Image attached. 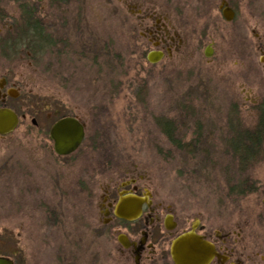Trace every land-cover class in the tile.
Here are the masks:
<instances>
[{
	"label": "rangeland",
	"instance_id": "374dc122",
	"mask_svg": "<svg viewBox=\"0 0 264 264\" xmlns=\"http://www.w3.org/2000/svg\"><path fill=\"white\" fill-rule=\"evenodd\" d=\"M142 1L152 0H43L41 13L49 15L52 25L57 22L51 29L56 45L38 52L36 58L27 56L26 47L0 29V57L23 76L33 97L42 99L37 116L46 131V164L44 170H36L33 162L31 167L35 182H42L45 204L67 206L61 209L69 233L61 230L52 237L87 241L95 264H114L105 256L106 241L84 229V195L78 191L75 200L67 191L62 194L56 180L61 179L63 189L70 179L80 181L91 173L97 191L109 177L136 168L157 200L191 221L200 218L212 226L235 229L248 247L252 242L249 252H256L259 264H264V147L257 162L246 167L233 156L239 143L235 131L253 129L258 121L255 106L264 104V72L258 54L248 57L243 50L251 29L262 27L261 11L249 28L239 20L232 24L237 33L212 36L216 45L212 57L204 56V45L193 54L190 43L188 57L179 63L187 67L181 74L173 66L169 71L164 62L149 63L146 53L151 47L145 52L137 47L141 29L136 13ZM39 3L0 0V8L13 19L20 15L22 4L38 10ZM263 5L259 3L258 9ZM195 38L190 36L189 41ZM84 42L90 43L89 53ZM69 114L88 127V139L75 153L73 169L54 160L47 136L52 123ZM167 122L171 137L160 126ZM19 144L9 154L13 165L8 177L0 180V225L21 219L25 205L33 215L31 230L36 237L37 197L19 192L26 172L14 161L25 156L26 144ZM29 155L37 157L32 150ZM55 164L61 166L59 171ZM252 180L256 182L252 192L239 191ZM56 244L46 250L47 256L52 257ZM39 246L36 240L29 245L33 259L38 258Z\"/></svg>",
	"mask_w": 264,
	"mask_h": 264
},
{
	"label": "flooded vegetation",
	"instance_id": "af4514ba",
	"mask_svg": "<svg viewBox=\"0 0 264 264\" xmlns=\"http://www.w3.org/2000/svg\"><path fill=\"white\" fill-rule=\"evenodd\" d=\"M263 1L152 0L149 3L142 1L138 4L140 7L136 13L137 23L141 29L137 36V47L143 52L148 46L151 47L146 53V59L151 51L162 52V58L155 63L164 62L167 69L173 66L175 70L179 69L181 74H184L187 67L179 63L188 57L190 43L193 44V54L200 52L201 46L204 45V56L207 57L205 51L210 48L212 57L216 52L212 36L224 35L226 32L237 33L238 29L232 27V24L239 20L242 25L249 28V23H252L259 14L257 11H261L262 27L251 29L243 50L246 56L250 55L248 57L258 54L264 72V5L261 10L258 9V4L264 3ZM39 6L37 9L42 12V2ZM39 15L43 17L41 25L44 30L52 35L51 29L57 22L52 25L49 23L48 14ZM227 16L231 18L228 19ZM13 17L14 20H19L21 15ZM9 22L8 25L13 30L12 20ZM190 36L196 37L195 40L189 41ZM49 41L52 42L50 46L56 45V40L51 38ZM82 45L89 53L90 43L84 42ZM35 98L23 76L0 57V110L16 117L13 129L0 133V180L2 177H8L7 171L11 168L10 165H13V156L9 154L19 147V143H25V156L14 157V161L21 163L26 171L19 192L23 197L30 195L37 197L38 204L35 207L39 211L36 223L39 231H36V237L31 230V226L34 225L33 215L25 205L21 219L16 222L11 219L6 225H0V261L3 264H95V258L89 254L90 249H87L89 247L87 241L81 244L78 239L69 236L63 239L52 237L61 230L69 234L65 230L67 221L62 220L61 209L67 206H47L43 198L42 182H35L36 174L31 165L34 163L37 165L36 170H44L47 148L46 131L37 116L42 110V99ZM67 116L76 117L84 125L85 136L79 148L70 154L58 155L49 136L50 129L47 136L52 141L50 152L54 153V160L62 166L72 168L75 153L84 147L88 139V127L86 122L75 114L62 115L55 121ZM30 150L36 152V158H30ZM242 160L249 161L248 158ZM60 165H54L58 171ZM92 175L87 173L85 179L80 181L77 178L70 179L69 184L65 186L68 188L62 189L60 178H57L56 183L62 194L67 191L69 193H65L73 196L75 200L78 191L84 195L82 211L84 229L92 233V236L106 241L108 250L105 251V256L113 260L114 264H174L171 256L173 241L193 229L208 240L217 252L208 264H259L257 253L248 250L252 242L248 247L241 233L230 227L221 228L206 224L200 218L191 221L182 211L179 212L172 205L157 200L149 181L142 173L137 172L136 168L122 176L109 177L106 186L97 191L94 190L95 182ZM40 176L42 177L41 172ZM126 196L137 199V203L140 201L139 198L144 197L141 209L138 211L133 204L120 208L118 205ZM59 200L62 201V196ZM118 207L122 214L120 216L117 214ZM33 240L40 245L37 248L38 258L35 256L34 259L29 251V245ZM55 244L56 251L52 257L47 256L46 250ZM84 250L86 252L83 253Z\"/></svg>",
	"mask_w": 264,
	"mask_h": 264
},
{
	"label": "water",
	"instance_id": "95a60500",
	"mask_svg": "<svg viewBox=\"0 0 264 264\" xmlns=\"http://www.w3.org/2000/svg\"><path fill=\"white\" fill-rule=\"evenodd\" d=\"M42 1V0H37ZM228 19L231 16H227ZM205 55L210 57L212 50L207 48ZM162 58V52L151 51L147 55V59L151 63H155ZM16 123V117L5 111L0 110V133H6L13 129ZM50 139L53 141V147L58 155H67L74 152L81 145L85 136L84 125L76 117H63L55 121L49 132ZM137 197V196H136ZM134 200L129 196L122 198L119 207H129V204L136 205L138 211L143 205L144 197ZM117 209L120 216L121 211ZM217 254L213 245L203 236L197 234L195 230H190L178 236L171 245V256L174 264H208L213 256ZM0 264H3L0 261Z\"/></svg>",
	"mask_w": 264,
	"mask_h": 264
},
{
	"label": "trees",
	"instance_id": "16d2710c",
	"mask_svg": "<svg viewBox=\"0 0 264 264\" xmlns=\"http://www.w3.org/2000/svg\"><path fill=\"white\" fill-rule=\"evenodd\" d=\"M3 8H0V29L7 30L9 38H16L15 43L20 45L23 44L25 49L28 50L27 56L37 57V53L43 51L44 49L48 50L50 45H52L49 40L51 36L46 32L41 25L43 17L40 16L41 10H36L32 6L22 4V9L20 11L21 17L19 20H14L7 15ZM9 20H12L14 27L13 30L9 27ZM255 109L258 112V121L256 126L253 129L241 128L236 130L234 136H237L238 145L236 146L233 153V156L238 160L237 164L243 167L252 165L257 162L263 155L264 147V104H257ZM169 122L167 124L160 123V126L163 132L168 136L170 135L171 128ZM240 126V124H238ZM233 136V137H234ZM171 137V135L169 136ZM232 137V138H233ZM232 140V139H231ZM230 140V141H231ZM248 160H242L246 159ZM252 159V160H251ZM253 183L256 182H247L246 186L240 187L239 191L242 193L252 192L255 189Z\"/></svg>",
	"mask_w": 264,
	"mask_h": 264
}]
</instances>
